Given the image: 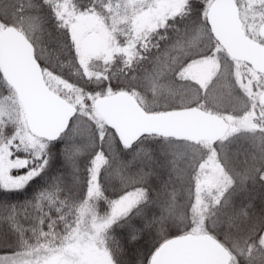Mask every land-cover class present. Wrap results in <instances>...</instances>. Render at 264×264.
Segmentation results:
<instances>
[{"label": "snow or ice", "instance_id": "6c2138e0", "mask_svg": "<svg viewBox=\"0 0 264 264\" xmlns=\"http://www.w3.org/2000/svg\"><path fill=\"white\" fill-rule=\"evenodd\" d=\"M0 210V264H264V0H0Z\"/></svg>", "mask_w": 264, "mask_h": 264}, {"label": "trees", "instance_id": "16d2710c", "mask_svg": "<svg viewBox=\"0 0 264 264\" xmlns=\"http://www.w3.org/2000/svg\"><path fill=\"white\" fill-rule=\"evenodd\" d=\"M80 159L82 161L83 157H81ZM57 167L63 169L62 161L57 164ZM166 178L167 177L165 176V179ZM106 194L109 195V196L112 195V188L111 187H108V190H107ZM251 194L254 195L253 197L255 198V200H260L259 199L260 198L259 186H257L256 190L254 192H252ZM246 195L247 194H245V196ZM11 202L12 203L22 202V198L20 199V201H17L16 199H13ZM0 215H3V211L2 210H0ZM2 254H11V253L7 249L0 247V255H2ZM128 258L129 259H135L134 251L129 253Z\"/></svg>", "mask_w": 264, "mask_h": 264}, {"label": "flooded vegetation", "instance_id": "af4514ba", "mask_svg": "<svg viewBox=\"0 0 264 264\" xmlns=\"http://www.w3.org/2000/svg\"><path fill=\"white\" fill-rule=\"evenodd\" d=\"M252 196H254L253 194H251ZM256 202H257V204H259L260 203V200H256Z\"/></svg>", "mask_w": 264, "mask_h": 264}, {"label": "rangeland", "instance_id": "374dc122", "mask_svg": "<svg viewBox=\"0 0 264 264\" xmlns=\"http://www.w3.org/2000/svg\"><path fill=\"white\" fill-rule=\"evenodd\" d=\"M14 174H15V170H14Z\"/></svg>", "mask_w": 264, "mask_h": 264}]
</instances>
